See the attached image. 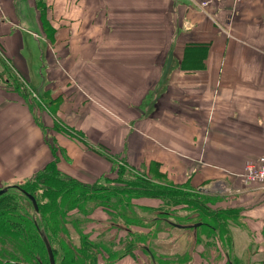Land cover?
<instances>
[{"label": "crops", "instance_id": "obj_1", "mask_svg": "<svg viewBox=\"0 0 264 264\" xmlns=\"http://www.w3.org/2000/svg\"><path fill=\"white\" fill-rule=\"evenodd\" d=\"M195 2L0 0V187L52 161L104 184L118 158L236 209L234 264H264V185L235 174L264 153V0ZM210 240L193 228L185 264H206ZM113 264L150 263L132 250Z\"/></svg>", "mask_w": 264, "mask_h": 264}, {"label": "rangeland", "instance_id": "obj_2", "mask_svg": "<svg viewBox=\"0 0 264 264\" xmlns=\"http://www.w3.org/2000/svg\"><path fill=\"white\" fill-rule=\"evenodd\" d=\"M39 46L40 48L42 47L41 44ZM118 162L119 160L117 158L115 160L116 169L118 168ZM119 165L125 166L121 161ZM132 172L135 171L126 165V173L130 175ZM63 175L66 176L65 178L61 176L64 181L68 178H73L77 182L80 181L71 175L65 173ZM150 179L158 184H173L166 181L162 174H153V178L150 177ZM82 183L86 184V182ZM10 185L5 186L9 187ZM42 185L37 184V187L33 186L39 202L46 201V197L43 196L44 192L42 193ZM94 189L91 188L88 191L90 193H85L84 188L79 189L73 185L72 189L67 192L68 194H62L56 200L54 197L53 203L51 202L53 208L49 215L53 217L57 225L56 231L54 232L53 224L47 220V214L42 215L38 210L33 209L34 207L32 208L30 206L26 196L17 188L10 189L5 195H1L0 211L5 214V218L0 222V264H36L35 255L40 252V246L45 247L42 236L47 238L52 248H56V253L60 251V255L63 253L66 256L65 260L69 264H85L87 261H90V264H113L122 256L128 253L131 254L132 250L144 262L150 261L149 255H154L157 264H185L193 256V251L195 252L196 248L191 252L190 250L188 251L187 247V239L190 231L193 230L180 226L191 223L194 220L203 219L202 217L196 216L194 209L190 210L189 206L185 203H179L176 207L169 208L171 210L169 214L160 216L152 207L136 205L129 198L125 202L122 200L123 197H127L124 194L122 198L107 199L108 197L104 198L100 194L101 191L94 192ZM190 191L195 192V195L197 194L196 196L201 200L206 199L207 205L210 206L209 202L211 199L207 198L202 191H196V189H191ZM116 199L117 202L114 203ZM160 200L162 201V199ZM70 205L73 208L66 211ZM99 207L104 208L106 211L103 215L104 219L102 218L100 221L96 220L97 217H93L102 214L100 213L101 208ZM96 208L98 209L96 210L97 213L94 212L93 214V210ZM115 209L118 210L116 211ZM148 211L151 212L149 213ZM119 214L121 218L122 214H124L125 216H129L131 218L130 220H136L135 222L142 224H138L139 226L148 228V231L140 232V230H132L131 227H125L122 223L123 221L118 218ZM27 216L33 222V225L26 227V232H24L19 225V221L27 220ZM158 216L159 219L153 220ZM42 217L46 221L43 220L42 222ZM231 217L234 218V216ZM207 219L205 218L204 221L209 222V219ZM5 225H8V227L11 226L14 229L17 227V232L15 234H9L10 232L6 230ZM125 228H129L132 232H137L136 234H132L127 232ZM202 231L207 233L210 232V229L208 226L203 225ZM21 232L24 234H21ZM82 234L84 241L90 242L94 247L86 244L88 248L84 249V246H82L83 240L81 239ZM213 239L217 243L213 244L210 242V244L203 245L207 249L206 254L210 260L205 255L203 256L201 254V256L204 257L206 264H216V262L218 264H226L225 260H223L224 256L221 257L217 248V245L221 243V236L218 237L215 234L213 235ZM130 240H134L136 243L133 249L126 251V248L131 242ZM80 246L82 248L79 251L78 248ZM44 251L46 253L45 248ZM219 254L220 256H218ZM57 262H60V258L57 259Z\"/></svg>", "mask_w": 264, "mask_h": 264}, {"label": "trees", "instance_id": "obj_3", "mask_svg": "<svg viewBox=\"0 0 264 264\" xmlns=\"http://www.w3.org/2000/svg\"><path fill=\"white\" fill-rule=\"evenodd\" d=\"M117 177L114 181H110L104 184L99 183H82L81 181H75L73 178H68L66 181L62 180V177H66L61 173L55 165V162L52 161L48 163L43 169L39 170L32 176L20 181L13 183L10 185L7 190L2 193L1 195H5L8 190L17 188L21 193H23L26 198L28 199L30 206L33 208V204L31 200L26 195L27 193L31 194L37 204V210L42 213V215L47 214V220H49L53 224V232L56 231L57 225L55 224V221L53 217L49 216L50 211H52V203L53 199L55 197V200L57 197L62 196V194H65L69 192V190L72 189V186H76V188H84L85 193H90L88 191L91 190V188H95L94 192H100V194L107 199H113V198H122L123 194L126 195V198H122L125 202L127 201V198L129 200L131 197H141V196H147V197H155L162 199L163 206L160 208V211L158 214L160 216H165L166 214H169L171 210L169 208L176 207L177 204L185 203L189 206L190 210L194 209L196 216L202 217L203 219L200 220H194L191 223L183 224L180 227L188 228L193 230V228L196 230V239L198 241L200 240V235L205 234L208 238H211L210 242L213 243V235H217L218 237L221 236V246L225 250V253L227 255V263L230 262L234 264V260L232 256L230 255V248L232 246V240L230 236V231L228 230L227 226V220L232 218L231 216H236V209L230 208V209H218V210H211L209 209V206L207 205V200H201L195 195V192L190 191L189 185H183V186H177V185H171V184H158L154 182L152 179H150L149 176L143 175L137 172H132L130 175L126 173V166L119 165L117 168ZM159 175V174H158ZM112 182V183H111ZM44 183V185H42ZM37 184H40L43 186V196L46 197L45 202H39L37 193L35 192V188L33 186L37 187ZM17 185V186H16ZM97 188V189H96ZM90 189V190H89ZM53 191V192H52ZM53 193V194H52ZM68 194V193H67ZM0 195V196H1ZM55 195V196H53ZM52 202V203H51ZM117 202V199L114 201V203ZM54 205V204H53ZM112 206V205H111ZM71 208H73L71 205L67 207L66 211H69ZM113 208V206H112ZM116 208V207H114ZM118 208V207H117ZM34 209V208H33ZM56 209V208H55ZM54 209V211H55ZM116 210V209H115ZM118 210V209H117ZM116 210V211H117ZM120 211V210H119ZM122 211V210H121ZM120 213V212H119ZM23 214H25L23 212ZM16 215V214H15ZM14 216V215H13ZM191 218V216H189ZM5 218V214L0 211V222ZM27 220L19 221V225L23 229L24 232H26V227L32 226L33 222L30 220V218L27 216ZM118 218L122 220L123 225L125 227H129L130 225H138L140 223L135 222L136 220H130L131 218L129 216H125L122 214V218L120 214L118 215ZM205 218L209 219V222L204 221ZM7 219V218H6ZM159 219L158 217H155L156 220ZM207 219V220H208ZM8 220V219H7ZM46 221V219L42 217L41 221ZM175 222V221H173ZM137 223V224H136ZM180 223V222H179ZM16 224V223H15ZM55 224V225H54ZM46 225V224H45ZM142 225V224H140ZM208 226L210 229V232L202 231V227ZM6 230L10 232L9 234H15L17 232V227L12 228L11 226L8 227V225H5ZM51 226V225H50ZM34 227V226H33ZM52 227V226H51ZM149 227V225H148ZM200 227V228H199ZM126 229L129 233H135L137 231H131L130 229ZM62 230L64 231L63 227ZM21 234H24L21 232ZM83 234L81 236V239L83 240L82 246H84V249L88 248L86 244H89L90 247L93 245L90 244V242H86L83 239ZM129 246L126 248V251H129L134 248L135 241L130 240ZM210 242H205V244H210ZM214 244V243H213ZM41 245V244H40ZM40 252L35 255L36 264H49V260L47 255L45 256L44 248L40 246ZM65 247V246H64ZM94 247V246H93ZM52 248V247H51ZM81 246L78 248V250H81ZM56 248H52L53 257L56 263L58 264H69L67 263L66 256L60 255V251L56 253ZM63 249V248H62ZM46 250V249H45ZM88 250V249H87ZM38 252V251H37ZM60 258V262H57V259ZM149 263L150 264H157V261L154 257V255H149ZM92 260V259H91ZM93 261V260H92ZM85 264H90V261L85 262Z\"/></svg>", "mask_w": 264, "mask_h": 264}, {"label": "built area", "instance_id": "obj_4", "mask_svg": "<svg viewBox=\"0 0 264 264\" xmlns=\"http://www.w3.org/2000/svg\"><path fill=\"white\" fill-rule=\"evenodd\" d=\"M195 5L199 8H205L211 1L215 0H195ZM227 1V0H216ZM233 4H237L240 0H230ZM3 18V10L0 5V19ZM120 164V161L118 162ZM242 180L253 181L258 180L264 185V153L260 154L255 161L247 162L243 169L237 173Z\"/></svg>", "mask_w": 264, "mask_h": 264}, {"label": "water", "instance_id": "obj_5", "mask_svg": "<svg viewBox=\"0 0 264 264\" xmlns=\"http://www.w3.org/2000/svg\"><path fill=\"white\" fill-rule=\"evenodd\" d=\"M7 188H8V186L0 187V195L2 193H4L7 190ZM26 195L31 200L34 209L37 211V204H36V201H35L34 197L31 194H29V193H27ZM42 240H43V243H44V246H45V249H46V253H47V256H48L49 264H56L55 260H54V257H53L52 248L50 246L49 241L47 240V238L45 236H42Z\"/></svg>", "mask_w": 264, "mask_h": 264}]
</instances>
